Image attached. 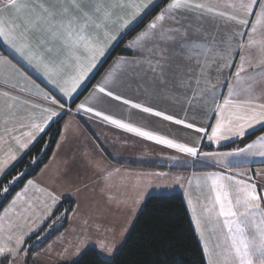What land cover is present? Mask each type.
<instances>
[{
	"label": "snow or ice",
	"instance_id": "6c2138e0",
	"mask_svg": "<svg viewBox=\"0 0 264 264\" xmlns=\"http://www.w3.org/2000/svg\"><path fill=\"white\" fill-rule=\"evenodd\" d=\"M158 7V0H54L52 3L0 0V42L40 73L62 97L71 100L78 89L94 78V70L118 34L134 28L142 22L143 16ZM9 12L16 14L15 20L6 15ZM190 19L200 23H184ZM208 20L217 29L220 22L225 26L224 36L219 40L216 34H211L209 39V33L204 30V22ZM114 27L116 32L112 31ZM128 47L137 49L141 59L118 60L89 96L76 105V112L90 113L116 129L187 157L222 163L224 171L204 178L210 192L207 201L194 204L185 194L205 264H264V135L228 152H201L198 147L205 139L219 146L222 142L255 135L257 131L264 132V0H167L165 7ZM54 48L57 58L49 55ZM176 56L187 60L195 58L199 72L186 77L174 73L171 61ZM212 64H216L218 72L228 70L226 81L219 86L208 76ZM0 74L5 82L18 74L34 84L7 57L0 56ZM120 76L147 77L165 93L170 90L169 77L174 76V87L184 93V118L117 94L110 85ZM11 87L17 93L29 91L22 84H11ZM35 87L37 90L32 95L46 102V106L3 92L0 143L11 138L21 149L27 148L65 110V104L55 96L39 89L38 85ZM220 88H226V93ZM105 98L189 129L199 134L197 143L177 142L92 106L93 101L103 103ZM198 108L206 110L207 123L200 125L187 118L190 110ZM20 128L30 130L16 135ZM21 136L27 140H22ZM232 158L246 162L258 160L260 165L254 174L248 170H237L233 174ZM16 159L17 155L11 150L0 158V175ZM240 167L250 169L253 165L242 163ZM111 176L109 172L105 180ZM17 179L19 176L0 189V196L8 193L10 184ZM144 186L143 178L133 185L138 196L146 194ZM179 186L184 188V184ZM35 187L34 181L28 180L23 192L17 193L9 208L0 214V257L4 259L16 258L29 234L15 231L17 220L23 216L17 212L14 220L10 213L25 199L29 188ZM47 195L54 206L56 197L50 192ZM109 199L115 198L109 196ZM31 207L29 203L28 208ZM99 247L109 254L113 251L112 246L103 242Z\"/></svg>",
	"mask_w": 264,
	"mask_h": 264
},
{
	"label": "crops",
	"instance_id": "0c3cea01",
	"mask_svg": "<svg viewBox=\"0 0 264 264\" xmlns=\"http://www.w3.org/2000/svg\"><path fill=\"white\" fill-rule=\"evenodd\" d=\"M161 1L162 0H158L159 3ZM48 2L52 3L54 0H48ZM165 5L166 3L160 10L164 8ZM6 15L10 19H16V14L13 12L6 13ZM145 16H143L142 20ZM154 18L155 15L139 31L126 39L121 51L108 62L98 75L111 53L132 28L120 32L117 40L108 49L106 55L101 59L97 68L94 70V78L90 79L84 86L78 89L77 93L73 94L71 100L62 97L59 91L53 85L49 84L40 73L30 67L23 59L0 42L3 49V53H1L0 56L9 58L17 68L30 78V80L34 81V84H29L17 74L14 79L5 82L3 74H0V103H2L4 99L2 95L3 92L7 91L12 95H19L21 99L30 100L31 103L46 106V102L32 95V93L37 90L35 86L38 85L39 89L50 93L61 103L65 104V110L61 115L55 118L45 131L40 133L35 141L29 144L27 148L21 149L15 140L11 138H8L6 143H0V158H3L9 150L15 152L17 155V159L11 162L4 174L0 175V179H2V177L26 155L48 128L57 120L62 119L61 134L49 162L36 174V176L30 179L34 181L39 196H47L51 204V197H49L47 193L50 192L56 197V203L53 207H60L65 200L73 201L74 206L71 210L72 213L70 212L71 214H68V216L71 215L72 220L67 221L66 227L54 238H57L60 233L69 234V225L77 222L78 224L83 222L84 229L92 226L95 227V233H99L96 227H103L102 225L116 228L115 225L117 222L115 221V217L119 216L120 213L132 212L135 207L139 208V205L144 202L146 197L154 193L153 188L156 184V187H158L160 179L167 176H171L177 181H182L180 184H184V188L178 185L180 189L176 191L183 195L186 204V172L189 176L187 180L188 184V181L191 180L193 176L198 175L201 176L200 178H205L210 173L222 172L225 170L222 163L216 164L209 159L201 160L187 157L175 150L165 148L150 141H145L133 134L116 129L104 123L99 118L93 117L90 113L85 114L83 112H76V105L82 102L85 97L89 96L97 83L103 80L118 60L121 58L128 61L141 59L137 49L129 48L128 45L146 29L147 25ZM184 23L196 25L200 22L195 19H190ZM203 27L204 30L209 33V39H211V34H216L217 40H219L224 36L226 30L222 22H220V27L217 29L216 25L211 20L204 22ZM112 31L116 32L117 29L114 27ZM196 38L199 39L200 36L197 35ZM49 55L53 56V58H57L55 48L53 53ZM171 63L173 72L184 77L195 76L200 70V66L196 63L195 58L187 60L182 56H176ZM217 63H219V61H217ZM177 66L179 67L177 68ZM208 76L213 83L219 86L226 81L228 70L225 69L223 72H218L216 70V64H212L208 70ZM169 81L170 90L166 93L161 92L159 86L152 83L147 77L138 79L135 77L120 76L110 87L122 97L184 118L185 105L183 90L174 87V76H170ZM11 84H22L27 87L29 91L17 93V91L11 87ZM220 91L226 93L227 89L220 88ZM92 106L105 114L112 115L114 118L131 122L136 126L172 138L177 142L189 145L197 143V136L199 134L189 129H184L182 126L170 124L160 118L142 113L139 110L131 109L117 101L105 98L103 103H96L93 101ZM211 107L212 105L209 103L208 109ZM205 115L206 110L198 108L190 110L187 118L194 123L202 125L207 123ZM29 130L30 129L27 128H20L15 134L21 135L23 132ZM259 135H264V132L257 136ZM256 137L254 139H256ZM21 138L24 141L27 140V137L21 136ZM234 142L236 141L222 142L217 146L209 143L205 139L198 144V147L201 152H228L240 147L227 150L221 149V147ZM232 161L234 164L233 174L237 170H248L254 174L260 165V161L258 160L246 162L237 161L235 158H232ZM196 162L198 163V167L193 166ZM242 163H251L253 167L245 169L240 167ZM117 169L119 172L116 171ZM109 172L112 173V176L106 181L105 176H107ZM152 173H162L164 175L153 176L151 175ZM139 178H143L146 185L144 186V192L146 194L142 196H138L137 189L133 187ZM148 181L151 182L150 185ZM39 189H43L44 191H40ZM206 195L208 197L210 195L208 186ZM109 196L115 199L110 200ZM137 201H139V204L133 208V205ZM81 212H86V218L79 222L77 217L78 213ZM89 213L93 219H87ZM66 230L68 231L65 232ZM85 235L87 236V234Z\"/></svg>",
	"mask_w": 264,
	"mask_h": 264
},
{
	"label": "trees",
	"instance_id": "16d2710c",
	"mask_svg": "<svg viewBox=\"0 0 264 264\" xmlns=\"http://www.w3.org/2000/svg\"><path fill=\"white\" fill-rule=\"evenodd\" d=\"M166 2L167 0H162L158 8H154L142 22L127 33L102 66L98 75L108 62L121 51L126 39L139 31ZM1 53H3V49L0 45ZM61 123L62 119L54 122L26 155L0 180V189H2L19 176V179L10 184L9 192L0 196V210L23 187L26 181L36 176L49 162L61 134ZM260 133L262 132L257 131L255 135H247L244 139L221 147V149L227 150L244 146ZM73 206V201L65 200L54 215L59 211H66L68 216ZM66 225L67 220L50 236H47L39 248L51 241ZM36 249L38 248L31 251ZM6 263L7 259L1 260V264ZM70 264H205V261L183 195L170 193L152 194L146 199L124 244L111 260L104 259L95 248L91 247Z\"/></svg>",
	"mask_w": 264,
	"mask_h": 264
},
{
	"label": "rangeland",
	"instance_id": "374dc122",
	"mask_svg": "<svg viewBox=\"0 0 264 264\" xmlns=\"http://www.w3.org/2000/svg\"><path fill=\"white\" fill-rule=\"evenodd\" d=\"M211 161L216 163L213 160ZM193 166L198 167V163H194ZM188 177L189 176L186 172V193L191 199H193L194 204L199 201H207L208 196L206 195V191L208 185L205 184L204 178H200L201 176L198 175L193 176L190 180L191 184L189 185L187 184ZM27 182L28 181H26L23 187L1 208L0 214H3L5 209L9 208L11 201L15 198L17 193L23 192ZM180 183H182V181H179V184ZM179 184L178 181L171 176L161 178L158 187H156L157 184L154 186L153 194L178 193L176 190L180 189L178 186ZM165 185H167V187H165ZM4 195H6V193ZM24 196L25 199L18 202L13 209V212L10 213V216L15 220V213H21L23 219L17 220L15 231L18 233L24 232L29 234L26 236L24 244L21 246V252L18 256L14 259H7L6 264H70L75 262L85 250L91 247L95 248L104 259L111 260L115 253L124 244L129 231L145 204L146 199L149 197H146L144 202L139 205V208H134V206L139 204L136 202L133 205L134 209L132 212L120 213L119 216L115 217V221L117 222L115 225L116 228H110L109 226L101 224L103 227H96L99 233H95V227L93 226V228L90 227L84 229L83 222L79 224L78 222L72 223L69 225V234L60 233L57 238L51 240L46 246L39 248L41 244L44 243L47 236H50V234L64 224L66 220L71 221L72 217L71 215L67 216L66 211H59L54 215L59 207H53L47 196H39L36 187L29 188ZM29 203L32 205L31 208H28ZM49 207H51L50 213ZM81 213H78L77 217L79 222L86 218V212ZM89 216L90 213L87 215V219H93L92 216ZM67 231L68 230L65 232ZM84 233L87 234V236ZM101 242L112 246L113 251L111 254L100 249L99 244ZM35 248L38 249L31 251ZM3 259V257H0V264Z\"/></svg>",
	"mask_w": 264,
	"mask_h": 264
}]
</instances>
